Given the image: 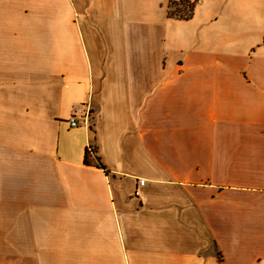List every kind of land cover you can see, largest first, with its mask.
I'll list each match as a JSON object with an SVG mask.
<instances>
[{"label": "crops", "instance_id": "crops-1", "mask_svg": "<svg viewBox=\"0 0 264 264\" xmlns=\"http://www.w3.org/2000/svg\"><path fill=\"white\" fill-rule=\"evenodd\" d=\"M0 264H264V0H0Z\"/></svg>", "mask_w": 264, "mask_h": 264}, {"label": "trees", "instance_id": "trees-1", "mask_svg": "<svg viewBox=\"0 0 264 264\" xmlns=\"http://www.w3.org/2000/svg\"><path fill=\"white\" fill-rule=\"evenodd\" d=\"M92 162L95 164V166L102 168V165L98 162V159L95 157V151L93 147L90 146L85 149L84 163L90 164Z\"/></svg>", "mask_w": 264, "mask_h": 264}, {"label": "built area", "instance_id": "built-area-1", "mask_svg": "<svg viewBox=\"0 0 264 264\" xmlns=\"http://www.w3.org/2000/svg\"><path fill=\"white\" fill-rule=\"evenodd\" d=\"M85 118V117H84ZM85 120V119H84ZM68 124L71 128L73 127H77V118H76V114H73L72 116L69 117L68 119ZM143 180H139L138 184L142 185L143 184Z\"/></svg>", "mask_w": 264, "mask_h": 264}, {"label": "rangeland", "instance_id": "rangeland-1", "mask_svg": "<svg viewBox=\"0 0 264 264\" xmlns=\"http://www.w3.org/2000/svg\"><path fill=\"white\" fill-rule=\"evenodd\" d=\"M180 33L182 32V30L180 29V30H178Z\"/></svg>", "mask_w": 264, "mask_h": 264}]
</instances>
